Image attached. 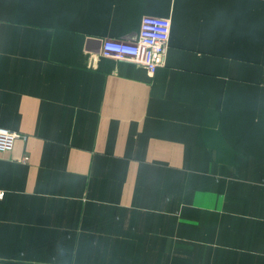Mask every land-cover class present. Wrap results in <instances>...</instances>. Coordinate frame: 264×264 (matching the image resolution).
<instances>
[{
  "label": "crops",
  "instance_id": "obj_1",
  "mask_svg": "<svg viewBox=\"0 0 264 264\" xmlns=\"http://www.w3.org/2000/svg\"><path fill=\"white\" fill-rule=\"evenodd\" d=\"M0 128V264H264V0H0Z\"/></svg>",
  "mask_w": 264,
  "mask_h": 264
},
{
  "label": "built area",
  "instance_id": "obj_2",
  "mask_svg": "<svg viewBox=\"0 0 264 264\" xmlns=\"http://www.w3.org/2000/svg\"><path fill=\"white\" fill-rule=\"evenodd\" d=\"M169 37V20L146 16L140 21L136 41L107 40L102 45V56L129 60L154 73L164 62ZM20 137L15 131L0 128V153L12 150L15 140Z\"/></svg>",
  "mask_w": 264,
  "mask_h": 264
}]
</instances>
